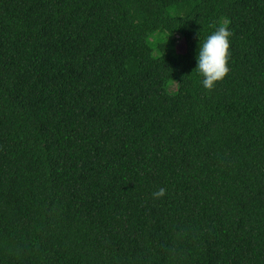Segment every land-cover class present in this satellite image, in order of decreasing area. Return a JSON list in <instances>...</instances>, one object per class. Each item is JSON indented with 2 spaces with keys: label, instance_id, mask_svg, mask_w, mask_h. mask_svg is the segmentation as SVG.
<instances>
[{
  "label": "trees",
  "instance_id": "obj_1",
  "mask_svg": "<svg viewBox=\"0 0 264 264\" xmlns=\"http://www.w3.org/2000/svg\"><path fill=\"white\" fill-rule=\"evenodd\" d=\"M0 264H264V0H0Z\"/></svg>",
  "mask_w": 264,
  "mask_h": 264
},
{
  "label": "clouds",
  "instance_id": "obj_2",
  "mask_svg": "<svg viewBox=\"0 0 264 264\" xmlns=\"http://www.w3.org/2000/svg\"><path fill=\"white\" fill-rule=\"evenodd\" d=\"M231 35L227 21H221V26L206 35L203 41L198 44L194 74L199 78L203 88L211 90L215 82L223 79L228 73ZM165 193L166 189L160 188L153 192L152 196L159 199Z\"/></svg>",
  "mask_w": 264,
  "mask_h": 264
},
{
  "label": "rangeland",
  "instance_id": "obj_3",
  "mask_svg": "<svg viewBox=\"0 0 264 264\" xmlns=\"http://www.w3.org/2000/svg\"><path fill=\"white\" fill-rule=\"evenodd\" d=\"M180 44V42H178Z\"/></svg>",
  "mask_w": 264,
  "mask_h": 264
}]
</instances>
